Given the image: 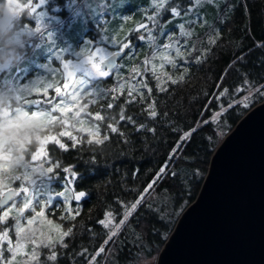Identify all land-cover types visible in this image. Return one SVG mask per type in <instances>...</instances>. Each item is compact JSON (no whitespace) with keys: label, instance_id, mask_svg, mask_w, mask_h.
<instances>
[{"label":"trees","instance_id":"obj_1","mask_svg":"<svg viewBox=\"0 0 264 264\" xmlns=\"http://www.w3.org/2000/svg\"><path fill=\"white\" fill-rule=\"evenodd\" d=\"M226 3L232 7L231 13L221 6L210 32L204 34V31L201 37L193 41L201 50L207 47L212 49L206 58H203V62H194V57L200 55V52H194L187 58L188 62L183 64V67L188 68V72L184 74L185 79L182 82L165 84L169 90L158 92L154 87L155 81L149 80V86L153 87L151 96L149 97L145 90V99L142 102L137 97V102L127 105L125 114L133 116L137 123L154 127L155 133L143 130L137 132L135 127L127 122L116 124V121L111 119L93 120L86 113L90 111L95 114L101 111L102 101L98 97L85 95L78 99L80 103L85 104L84 113L76 119L85 125H99L102 138L97 139L78 131L79 136L75 143L69 138L61 141L66 144V151L51 142L47 144L46 149L52 161L61 164V169L56 170L61 179L53 182V188L61 189L64 178L62 168L67 166L74 168L78 174V179L72 185L73 193L85 192V196L78 203L71 201L73 205L78 204V208L76 213L69 216L62 211V204L57 206L58 200L46 208L47 215L59 221L65 230L74 228L73 235L65 238L68 248H56L59 253L56 264H85L88 256L82 257L79 253L88 249L89 255H94L107 238L109 230L104 229L98 221L105 218L106 212L111 211L115 217L114 222L118 223L125 211L118 202H123L124 205L134 202L168 160L169 153L181 135L172 129L177 127L186 131L197 127V131L184 144L181 153L170 165V171L178 175H168L156 185L147 202L132 214L105 253L97 259V264H138L144 257L157 255L181 212L195 199L208 170L210 157L218 143L248 109L264 99L257 97L247 109L240 106L226 112L218 118V123L201 125V121L209 119L217 108L216 101H212L209 108V101L217 94L219 85L232 89L239 87L244 80L250 81L255 87L264 85V47L260 46L264 45V0H224L223 5ZM217 28L221 30V38L216 45L210 46L207 37L213 35V30ZM22 35L28 37L25 33ZM30 48L22 47L23 55H26ZM240 56L245 59L237 61ZM121 71L125 77L129 75V70L124 68ZM179 71L181 73L182 68ZM16 75V67L11 68L5 77L0 74V90H5L0 91V95L2 92L3 95L8 94L12 100L7 107L8 113L3 114L5 116L21 111L15 106L12 92L6 91L9 79H14ZM117 82V78L110 77L102 82V87L110 89ZM93 99L97 100L96 104L88 103ZM124 100L125 96L121 95L116 102L117 106L110 111H101V115L116 116L118 120ZM151 100L157 102V111L160 113L156 120H151L144 112ZM163 113H167V116ZM109 123L117 126L119 132L124 135L112 133L107 128ZM57 126L39 128L38 135L54 132ZM105 136L108 137L107 140L104 139ZM31 141L26 151L27 162L23 170L16 175H23L25 167H31L28 160L30 153L36 148V140L32 138ZM42 163L45 167L49 166L45 158ZM3 168L1 174L5 179L4 173L9 172L10 166ZM10 184L17 186L18 181ZM12 212L15 216V211ZM1 228L3 230L4 225H0V231ZM38 252L42 264H50L45 260L48 250L41 247ZM22 256L27 257V254L20 255L19 258ZM25 264H35V261L27 259Z\"/></svg>","mask_w":264,"mask_h":264},{"label":"snow or ice","instance_id":"obj_2","mask_svg":"<svg viewBox=\"0 0 264 264\" xmlns=\"http://www.w3.org/2000/svg\"><path fill=\"white\" fill-rule=\"evenodd\" d=\"M10 3L18 8L25 9L26 15L24 14L23 16L32 18L35 21L34 26L24 25L23 32L25 34L32 35L39 33L42 38L46 35L47 40L52 41L51 33L45 34L39 26L41 19L45 15L41 8L46 3V0H28L26 5L18 3L17 0H10ZM152 3L154 10L146 16L147 22L141 23L134 30L139 33L136 39L145 42L150 49L149 54L145 56L141 64L125 65L123 62L125 59L130 61L135 55V45L128 36H125L123 40H117L104 34L100 35L99 43L93 41L85 42V48L89 49L86 56L83 52H74L73 57L75 60H73L65 59L57 54L56 59L62 63L68 78L78 77L72 85L70 92L66 91L61 93V89L57 87L55 89L56 96L53 99L37 100L25 96L26 92L29 94L31 92V89H28L26 85L23 87L12 86L6 91L14 94L16 104L28 111L30 120L37 119L38 117L44 118V115L47 114L49 122L56 120L55 113L68 112L72 103L78 102V98L82 99L85 95L100 98L102 101L100 103L101 111L105 109L108 111L112 110L117 106L116 102L120 96L124 95V105L120 108L118 120L116 116L106 117L101 115V111H97L95 114L89 111L86 115L95 121L111 119L116 121V124L127 122L132 124L137 132L143 130L155 133L156 129L154 127H148L146 123H137L133 116L126 115V107L128 104L137 102V97L142 102L145 99V90L148 96H151L153 87L149 86V80L155 81L154 87L158 92H167L169 90L164 86L165 84L170 83L174 85L182 82L185 79L184 74L188 72V68L183 67V64L188 62L187 58L192 56L194 52H200V55L194 57V62H203V58H206L207 53L212 50L211 47L201 50L190 38L194 37V29L197 24L202 27L206 25V21L199 12L200 7L205 3L219 4V0H190V3L187 5H182L179 0H152ZM222 7L227 8L228 13H231L232 7L229 4L226 3ZM88 12L91 13L92 9L88 8ZM165 13L168 14L167 20L163 19ZM169 25L173 26L175 31H171ZM102 31V28L99 29V32ZM213 32V35L207 37V43L210 46L216 45L221 38V30L219 28L214 29ZM160 38L163 39L161 40ZM105 45L108 47H105ZM260 46L264 47V45ZM49 48H51V45H49ZM66 51V49H61V52ZM244 59L245 57L240 56L237 58V61ZM125 67H128L129 70L127 77L121 71ZM181 68L182 72L178 77H175L173 73ZM110 77L117 78V84L110 89L102 87V82ZM126 84L127 89H125ZM64 87L67 89L68 84L65 83ZM243 93L247 94L242 95ZM46 94L47 92L45 91ZM257 97L264 98V85L255 87L250 81L244 80L239 87L229 89L223 87L221 84L218 86L217 94L209 101V108L212 101L217 102V108L213 110L209 119L201 121V125L218 123V118L237 107L242 106L244 109H247ZM88 103L96 104L97 100L93 99ZM29 108L32 110L29 111ZM144 112L148 118L156 120L160 115L157 111V102L151 100L144 109ZM163 115L167 116V113H163ZM107 128L112 133H119L121 136L124 135L112 123L107 124ZM172 130L174 132H180L181 135L169 153L168 160L159 168L153 179L138 194L134 202H131L130 205H124L123 202H118L125 208L118 223L114 222L115 217L111 211L106 212L105 218L98 221L104 229L109 230L107 238L103 241V246L96 250L94 255H89L88 249H84L79 253L82 257L88 256L85 264H97V259L101 254L105 253L108 246L118 236L120 229L129 221L132 214L142 204L147 202V198L155 190L156 185L168 175H178V173L170 171V165L181 153L184 144L197 131V127H192L186 131L174 127ZM99 131L100 127L97 125L95 134H98ZM89 134L92 135L94 133L90 132ZM59 135L61 137L67 135L69 139L73 140V143L76 142V138L71 133L61 131ZM104 139L107 140L108 137L105 136ZM49 142L57 145L59 149L67 150L66 144L57 139L56 136L44 138V145H47ZM38 157L45 158L49 166L45 167L43 163L39 165V168L26 166L23 175H16L11 179L13 181H26L30 187H26L22 183L20 188L9 187L7 191H0V212H2L0 214V225H6L0 231V264H16L17 255L23 247L21 242L29 240L33 245L30 258L35 261V264H42L38 252V249L41 247L48 250L45 260L50 262V264H56L59 258V253L56 248L67 249L68 244L65 238L73 235V227L67 228L66 231H61L60 224H53L52 220H47V223L58 232L59 239L54 241L49 238L47 242H44L38 239L36 231L31 228L37 217H45L46 208L51 206L55 199L62 198L63 202L67 204L70 199L80 201L85 196V192L83 191L75 193L74 197L67 195L71 186L74 185L75 180L78 179V174L74 168L67 166L62 168L64 178L61 183V189L64 190H55L53 188V182L61 179L60 174L56 171L57 169H61V164L52 161L45 146H41L31 153L32 161H36ZM32 173L36 174L35 178L31 175ZM17 197L22 201V206L20 207H17ZM5 205H8L7 210H4ZM149 206L151 207V205ZM38 207L40 208L39 211H37ZM13 209L16 212L15 216L11 217L13 224L8 225V220L10 219L9 212ZM26 210L33 213V215L26 217ZM72 219L74 220L75 216ZM24 220H26L27 228L22 223ZM10 232L16 237L15 241L13 240V235H10ZM5 253H8V255H5Z\"/></svg>","mask_w":264,"mask_h":264},{"label":"rangeland","instance_id":"obj_3","mask_svg":"<svg viewBox=\"0 0 264 264\" xmlns=\"http://www.w3.org/2000/svg\"><path fill=\"white\" fill-rule=\"evenodd\" d=\"M18 3L26 5V2L17 0ZM182 5H187L190 3V0H179ZM224 0H219V4H203L200 9V15L206 21L205 26L196 25L194 29V37L190 38L192 41L201 37V34L204 32H210V29L213 27V22L216 20L217 15L221 6L223 5ZM88 8L92 9V12H88ZM41 10L45 13L44 17L41 19L39 26L42 31L46 33H51L52 41H48L46 35L42 38L39 33H34L28 35L27 38L23 37L24 25L34 26L35 21L32 18L20 17L16 25L18 31L14 32L12 37L14 41V46L17 48V51H22L19 47L21 44L23 47L30 46V50L26 55H23L22 62L16 67V77L9 79L8 88L23 87L27 86L28 89H31L30 94L25 93L26 97H37L39 100H50L56 96L55 89L59 87L61 93L66 91L70 92L72 90V85L78 79V77L68 78L67 73L63 69V65L60 61L56 59L57 54L64 57L65 59H73L74 52H83L86 56L89 49L85 48L86 41L100 42V35H108L111 38L117 40H123L125 36H128L132 43L135 45V55L134 58L130 61L125 59L123 62L125 65H135L141 64L146 55L149 54L150 49L145 42H142L136 39V36L139 34L134 30L141 24L146 23V16L151 14V11L154 10L152 0H46V3L42 5ZM26 15V11H25ZM163 19H168V14L165 13ZM106 21V22H105ZM103 29L102 32H99V29ZM171 31H175L174 27L169 25ZM141 31H143L141 29ZM200 34V35H199ZM161 40L163 38H160ZM19 45V46H18ZM51 45V48H49ZM105 47H108L105 45ZM61 49H66V52H61ZM3 49L0 48V51ZM23 52V51H22ZM126 71L128 67H125ZM10 70V69H9ZM9 70L0 71L2 77L9 72ZM32 70V71H31ZM180 70V69H179ZM176 70L174 76H179L180 71ZM30 71V72H29ZM68 84V88L65 89L64 84ZM45 91L47 94L45 95ZM13 94V93H12ZM11 94V95H12ZM244 93L243 95H246ZM14 95V94H13ZM5 96H10L8 94L0 95V98ZM80 99V98H78ZM78 102H73L70 110L68 112H57L56 120L49 122L47 114L44 115V118H37L30 120L28 116V125L26 128H22L20 131L25 135V138L28 140V143H32L31 139L36 140V148L41 146H47L43 144L44 138L48 136H56L60 141L69 138L67 135L60 136L61 131L66 133H71V135L77 138L78 131H81L82 134H89L90 132L94 133L90 136L97 139H101L100 132L95 134L96 126L94 124L85 125L83 122H78V118L81 113H84L85 104ZM9 105V104H8ZM3 108V114H7V107ZM20 110L24 109L23 107L15 104ZM34 110V109H33ZM28 113V111H27ZM48 125H58L55 131H51L46 135L39 136V128L46 129ZM83 129V130H81ZM33 130V131H31ZM34 149V150H35ZM33 150V151H34ZM32 151V152H33ZM31 152V153H32ZM31 153L29 158V163L32 167L39 168V165L42 163L43 157H38L36 161L31 160ZM11 156L10 153L0 152V191H5L7 188H20L23 183L24 186L30 187L26 181H18L17 186H11L13 180L4 179L2 177V171L4 166L10 165ZM33 178H35L36 174ZM19 175V174H17ZM16 176V175H15ZM2 177V179H1ZM57 190V189H56ZM64 190V189H59ZM57 190V191H59ZM73 187L67 192L69 197H74ZM18 201L17 207L22 206V201L20 198H16ZM57 206L62 204V211L65 215L69 216L72 213H76L78 204H72L70 199L69 203L65 204L62 198H57ZM54 200V202H55ZM53 202V203H54ZM78 203V201H76ZM53 205V204H52ZM8 205L5 206L4 210H7ZM40 208H37L39 211ZM12 211H15L13 209ZM9 212L10 219L8 220V225H12L13 221V212ZM2 214V212H0ZM16 214V212H15ZM33 213L25 212L26 217H31ZM47 220H52L53 224H60L59 221L52 219L45 213V217H37L34 224L31 226L33 230L36 231V236L39 240L47 242L49 238L52 240L59 239V234L54 227L47 223ZM27 228L26 220L22 221ZM2 226V225H1ZM6 225H4L5 227ZM2 231V228H1ZM61 231H66L61 225ZM10 235H13V240L15 241L16 237L13 233L10 232ZM23 247L20 253H18L16 258V264H25L27 259L30 258L33 245L31 241H22ZM27 254V257L20 255ZM157 255L151 257H144L140 260L138 264H155Z\"/></svg>","mask_w":264,"mask_h":264},{"label":"water","instance_id":"obj_4","mask_svg":"<svg viewBox=\"0 0 264 264\" xmlns=\"http://www.w3.org/2000/svg\"><path fill=\"white\" fill-rule=\"evenodd\" d=\"M155 264H264V99L214 149Z\"/></svg>","mask_w":264,"mask_h":264},{"label":"clouds","instance_id":"obj_5","mask_svg":"<svg viewBox=\"0 0 264 264\" xmlns=\"http://www.w3.org/2000/svg\"><path fill=\"white\" fill-rule=\"evenodd\" d=\"M25 14V9L18 8L10 0H0V71L17 67L23 60V52L17 51L12 39L14 32L18 31L16 25L19 18ZM21 49L23 45L19 46ZM10 96L0 98V152L10 153V169L4 176L11 180L17 172L22 171L27 162L26 151L28 140L20 131L28 125L26 110L15 115H3V108L11 104Z\"/></svg>","mask_w":264,"mask_h":264},{"label":"flooded vegetation","instance_id":"obj_6","mask_svg":"<svg viewBox=\"0 0 264 264\" xmlns=\"http://www.w3.org/2000/svg\"><path fill=\"white\" fill-rule=\"evenodd\" d=\"M30 72V71H29ZM28 98H35V99H37V100H39V98H37V97H34V96H31V97H28ZM25 109V108H24ZM29 111H31L32 109L31 108H29L28 109Z\"/></svg>","mask_w":264,"mask_h":264}]
</instances>
